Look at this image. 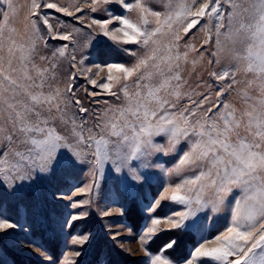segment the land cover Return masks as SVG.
<instances>
[{
  "label": "snow or ice",
  "instance_id": "1",
  "mask_svg": "<svg viewBox=\"0 0 264 264\" xmlns=\"http://www.w3.org/2000/svg\"><path fill=\"white\" fill-rule=\"evenodd\" d=\"M5 3L0 12V189L19 195L59 168L87 169L89 182L73 196L89 199L72 201L76 209L93 203L102 182L131 195L150 179L143 169L160 168L176 182L166 183L142 209L150 226L140 236V247L150 264H264V0H161L163 12L153 10L152 0H90L91 13L108 17L90 22L77 15L85 11L78 0H31L24 43L17 42L9 25L16 15L14 0ZM114 3L124 14L105 7ZM45 9L91 31L53 22ZM97 35L135 62L88 66L84 51ZM205 60L211 69L207 80L197 70ZM232 93L240 108L226 99ZM157 137L166 143H157ZM157 154L175 163L165 168L152 162ZM234 189L240 194L232 203ZM166 202L182 210L157 216ZM226 207L228 226L206 239L211 224L205 221L214 222ZM114 211L122 214L123 208ZM85 215L73 214L65 223L70 228ZM18 227L0 216V235ZM176 231L198 237L190 258L162 254L176 246L174 238L159 248L161 254L150 253V242ZM88 241V234L72 238L74 245ZM40 255L49 264L46 251Z\"/></svg>",
  "mask_w": 264,
  "mask_h": 264
},
{
  "label": "rangeland",
  "instance_id": "2",
  "mask_svg": "<svg viewBox=\"0 0 264 264\" xmlns=\"http://www.w3.org/2000/svg\"><path fill=\"white\" fill-rule=\"evenodd\" d=\"M30 3L31 0H14L16 15L10 18L9 25L16 30L14 38L18 43L25 42V24L27 23L25 17L28 14ZM88 3L90 0H78V6L84 8L85 11L77 15H83L86 22H90L92 17L108 18L105 12L91 13L87 8ZM150 6L155 11H164L161 0H152ZM6 7L5 0H0V12H3ZM105 7L115 14H124L118 4L114 3ZM44 12L52 15L53 22L59 20L62 23L66 22L82 27L85 33L91 31L62 13L46 9ZM131 15L135 17L136 14L132 13ZM114 26H118V24ZM5 35L7 36V32ZM201 38L203 37L201 36ZM93 39L92 46L84 51V55L89 58L88 66H91L92 63L103 65L110 62L125 63L130 66L135 62L108 38L97 35ZM46 54L51 55V52ZM77 58L79 59V54H77ZM66 67L67 65H61L62 69ZM187 68L191 70V65H188ZM197 70L203 79H208L207 73L211 69L207 67L206 60L204 66H198ZM249 78L251 77L249 76ZM195 79L193 76L190 82ZM85 84L86 81L81 78L78 83L81 96L84 95L83 86ZM88 87L91 90V86ZM234 97L235 93H232L226 99L232 101L235 107L240 108V102ZM183 103H187V101L185 100ZM155 141L166 143V138L157 137ZM157 156H153L151 161L159 163L165 168L171 167L175 163V160L165 157L163 154H157ZM134 163L138 165L139 161ZM109 168L110 165L106 164V174ZM86 171L87 169L81 172L59 168L48 180L34 185L30 190L19 195H9L0 189V216H6L19 225L16 229H9V235H0V264H45L40 255L45 251L49 258V264H150V256H145L144 250L140 247V236L146 231L147 226H150V219L142 209L149 201L154 202L159 197V193L166 183L176 182V178L173 177L170 181L160 168L143 169L142 171L146 172L150 179L131 195L118 190L114 184L105 185L102 182L101 192L92 196V204L73 209L71 208L72 201L79 202L89 199L88 195L84 194L73 196L78 187L89 182V178L85 175ZM58 193H62L66 198L55 199L54 197ZM239 194V189H234L230 202L234 203L235 196ZM68 197H71V200ZM121 206L123 213H115L114 209ZM110 210L112 214L101 216V211ZM178 210H182V206L166 202L158 209L156 215L162 217ZM205 211L212 215L210 210L206 209ZM81 213H87V215L73 222L69 228L65 221L70 219L73 214ZM230 219V208L226 207L224 211L215 214L214 222L206 220L205 223L211 224V229L205 238L210 240L224 231ZM84 234L89 235L87 243L84 245L72 243L73 236ZM113 236L116 237L115 240L112 238ZM173 238L177 240L176 246L162 254L173 260L190 258V251L197 246L195 242L198 237L193 233L179 231L161 233L154 242L149 243L150 253L161 254L158 252L159 248ZM75 252L81 254L78 257L71 255Z\"/></svg>",
  "mask_w": 264,
  "mask_h": 264
}]
</instances>
